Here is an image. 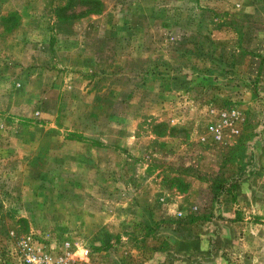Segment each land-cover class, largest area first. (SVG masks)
Masks as SVG:
<instances>
[{
	"label": "rangeland",
	"instance_id": "rangeland-1",
	"mask_svg": "<svg viewBox=\"0 0 264 264\" xmlns=\"http://www.w3.org/2000/svg\"><path fill=\"white\" fill-rule=\"evenodd\" d=\"M101 1L0 0V264H264V0Z\"/></svg>",
	"mask_w": 264,
	"mask_h": 264
},
{
	"label": "built area",
	"instance_id": "built-area-1",
	"mask_svg": "<svg viewBox=\"0 0 264 264\" xmlns=\"http://www.w3.org/2000/svg\"><path fill=\"white\" fill-rule=\"evenodd\" d=\"M21 245L20 259L24 264H91L89 250L71 242L53 247L29 237Z\"/></svg>",
	"mask_w": 264,
	"mask_h": 264
},
{
	"label": "trees",
	"instance_id": "trees-1",
	"mask_svg": "<svg viewBox=\"0 0 264 264\" xmlns=\"http://www.w3.org/2000/svg\"><path fill=\"white\" fill-rule=\"evenodd\" d=\"M74 1H78V0H70V4L66 7H62V8H57L56 9V14L58 15L57 18L61 21H65L67 19H71L73 16L75 15H66L65 12H67L71 7V3H73ZM87 9L82 12L81 14L84 13H93V14H101L103 11V4L101 0H86V5ZM76 14V13H75Z\"/></svg>",
	"mask_w": 264,
	"mask_h": 264
}]
</instances>
